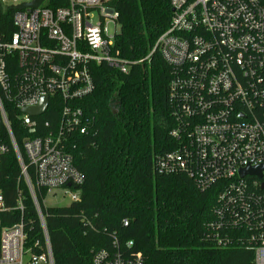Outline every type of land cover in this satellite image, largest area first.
<instances>
[{
  "label": "built area",
  "instance_id": "1",
  "mask_svg": "<svg viewBox=\"0 0 264 264\" xmlns=\"http://www.w3.org/2000/svg\"><path fill=\"white\" fill-rule=\"evenodd\" d=\"M36 1L0 0V162L11 146L46 251L27 246L22 219L9 226L0 220V264H53L35 191H42L44 205L57 192L70 202L79 199L84 177L66 145L70 132L87 128L78 103L93 89L91 67L106 63L125 73L131 64L114 48V0H67L54 8L41 0L30 6ZM170 7L169 24L154 49L170 67V135L180 146L159 157L158 170H183L202 190L215 185L208 222L215 242L228 245L227 231L239 232L236 240L252 252L250 264H264V0H170ZM44 98L42 113L25 111ZM47 112L50 118L40 120ZM9 114L23 130V154ZM258 167L259 176L241 174ZM4 209L0 192V212ZM13 209L23 213L21 196ZM91 263L142 264V259L99 249Z\"/></svg>",
  "mask_w": 264,
  "mask_h": 264
},
{
  "label": "trees",
  "instance_id": "2",
  "mask_svg": "<svg viewBox=\"0 0 264 264\" xmlns=\"http://www.w3.org/2000/svg\"><path fill=\"white\" fill-rule=\"evenodd\" d=\"M66 4L67 0H48L53 8ZM112 5L118 26L114 48L131 64L125 73L106 63L91 67L93 89L78 103L87 128L70 132L66 145L84 177L79 199L46 206L42 191H35L53 264H92L99 249L140 257L142 264H250L251 250L236 240L241 233L227 231L232 242L225 246L212 237L208 222L217 187L202 190L183 170H158L159 157L180 146L170 135V67L154 49L169 24L170 0H114ZM147 55L148 61L136 63ZM44 118H50L48 112L39 117ZM9 119L23 154V130L10 114ZM0 192L5 207L1 225L22 219L27 246L46 251L38 214L11 146L0 162ZM18 196L22 214L13 209Z\"/></svg>",
  "mask_w": 264,
  "mask_h": 264
},
{
  "label": "rangeland",
  "instance_id": "3",
  "mask_svg": "<svg viewBox=\"0 0 264 264\" xmlns=\"http://www.w3.org/2000/svg\"><path fill=\"white\" fill-rule=\"evenodd\" d=\"M108 32L113 31L111 24L107 25ZM70 203V198L67 195H63L60 192H57L55 196H47L45 199L46 206H64Z\"/></svg>",
  "mask_w": 264,
  "mask_h": 264
},
{
  "label": "water",
  "instance_id": "4",
  "mask_svg": "<svg viewBox=\"0 0 264 264\" xmlns=\"http://www.w3.org/2000/svg\"><path fill=\"white\" fill-rule=\"evenodd\" d=\"M41 0H37L35 3H33L32 5L30 6H36ZM45 106H46V99L44 98L41 102V104L35 108V109H29V110H25L26 112L32 114V115H37V114H40L43 112V110L45 109ZM245 172H249V173H253V174H256L259 176L260 174V167L258 168H255V169H252V168H247L245 170H242L241 171V174L242 173H245Z\"/></svg>",
  "mask_w": 264,
  "mask_h": 264
}]
</instances>
